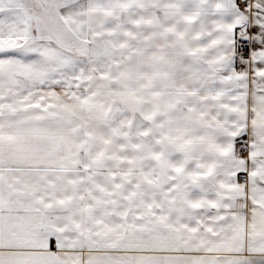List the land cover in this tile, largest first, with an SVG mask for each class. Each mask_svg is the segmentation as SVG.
<instances>
[{
	"label": "snow or ice",
	"instance_id": "1",
	"mask_svg": "<svg viewBox=\"0 0 264 264\" xmlns=\"http://www.w3.org/2000/svg\"><path fill=\"white\" fill-rule=\"evenodd\" d=\"M0 264H264V0H0Z\"/></svg>",
	"mask_w": 264,
	"mask_h": 264
}]
</instances>
